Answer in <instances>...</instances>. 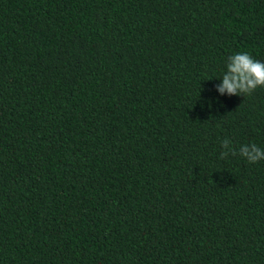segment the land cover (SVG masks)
<instances>
[{"label": "trees", "instance_id": "obj_1", "mask_svg": "<svg viewBox=\"0 0 264 264\" xmlns=\"http://www.w3.org/2000/svg\"><path fill=\"white\" fill-rule=\"evenodd\" d=\"M241 52L264 0H0V264H264Z\"/></svg>", "mask_w": 264, "mask_h": 264}, {"label": "clouds", "instance_id": "obj_2", "mask_svg": "<svg viewBox=\"0 0 264 264\" xmlns=\"http://www.w3.org/2000/svg\"><path fill=\"white\" fill-rule=\"evenodd\" d=\"M219 92L229 96L251 95L257 88L264 87V63L255 60L249 53L241 52L228 58L226 71L222 75ZM229 140L222 142V147L235 156L236 151L230 147ZM229 151L221 152V158L229 155ZM239 154L251 164L264 160V149L255 144L243 145Z\"/></svg>", "mask_w": 264, "mask_h": 264}]
</instances>
